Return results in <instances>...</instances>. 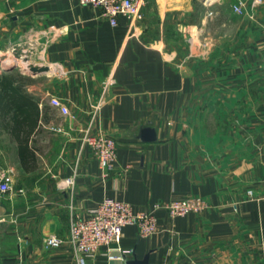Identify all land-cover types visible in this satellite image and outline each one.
Wrapping results in <instances>:
<instances>
[{
	"label": "crops",
	"instance_id": "obj_1",
	"mask_svg": "<svg viewBox=\"0 0 264 264\" xmlns=\"http://www.w3.org/2000/svg\"><path fill=\"white\" fill-rule=\"evenodd\" d=\"M238 2L147 0L133 33L126 17L113 25L81 0H0L14 42L35 40L50 68L25 85L43 110L34 165L0 125V170L14 186L0 194V264H79L70 244L45 239L67 236L105 196L153 209L158 231L127 225L88 264H264V3L244 0L240 14ZM110 79L92 125L118 143L104 176L82 136ZM194 196L199 213L155 208Z\"/></svg>",
	"mask_w": 264,
	"mask_h": 264
},
{
	"label": "built area",
	"instance_id": "obj_2",
	"mask_svg": "<svg viewBox=\"0 0 264 264\" xmlns=\"http://www.w3.org/2000/svg\"><path fill=\"white\" fill-rule=\"evenodd\" d=\"M147 0H81L83 4L91 5L100 11L103 18L109 19L113 25L118 24V17L127 18L129 27L135 33V28L139 21L143 19V7ZM206 5H212L218 0H203ZM264 0H252V4L259 5ZM233 9L244 14L246 5L244 0H239L233 5ZM211 14L212 11H209ZM112 81L107 80L104 84L100 99L91 105V120L86 129L83 130L82 142L88 146L96 157L103 175L107 176L113 170L117 157V140L102 132H93L94 124L100 109L105 102V93ZM50 104L59 109L61 114L74 117L66 102L58 96H50ZM64 131L62 127L55 128ZM73 183L74 180L70 179ZM14 186L6 171L0 170V194L12 192ZM20 191H24L21 189ZM253 194V190H249ZM163 207L168 210L172 217L186 216L201 212L206 203L201 197H177L163 204H156L155 208ZM130 224H136L139 233L143 237H149L158 231V223L154 211H135L132 205L117 197L105 196L90 210L85 217H74L71 221L70 231L67 236L51 234L46 237L47 247L59 248L70 244L74 250L79 264H88V260L95 257L97 252L104 246L110 247L112 244L120 243L123 236V229ZM121 249V248H120ZM128 253L127 250H121ZM110 254V258H116Z\"/></svg>",
	"mask_w": 264,
	"mask_h": 264
},
{
	"label": "trees",
	"instance_id": "obj_3",
	"mask_svg": "<svg viewBox=\"0 0 264 264\" xmlns=\"http://www.w3.org/2000/svg\"><path fill=\"white\" fill-rule=\"evenodd\" d=\"M33 79L14 69L0 73V125L17 142L23 164H35L31 142L40 125L43 110L39 99L25 85Z\"/></svg>",
	"mask_w": 264,
	"mask_h": 264
},
{
	"label": "rangeland",
	"instance_id": "obj_4",
	"mask_svg": "<svg viewBox=\"0 0 264 264\" xmlns=\"http://www.w3.org/2000/svg\"><path fill=\"white\" fill-rule=\"evenodd\" d=\"M11 21L8 18L7 20H0V73L6 71V67L15 66L13 69L17 72H21L23 74L27 75H34L30 73V69L32 67H48L45 64L43 60V54L42 51H40L41 47L40 44L37 45V42L34 40V47L31 49V47L27 46L25 48L26 43H32L30 39L26 37H21V40H18L17 42H14V34L10 33L13 32L11 29L12 27ZM188 33V32H187ZM196 34L195 38V48H198L199 43L201 44V33L200 32H193V34ZM25 36V35H23ZM193 36V35H192ZM193 40V37L189 41ZM206 42V41H204ZM3 57V58H2ZM2 58V59H1ZM5 58H12L11 64H6L3 62ZM50 68L48 67V71ZM45 74V73H44ZM40 75V74H39ZM40 79L44 80L46 77H39Z\"/></svg>",
	"mask_w": 264,
	"mask_h": 264
},
{
	"label": "water",
	"instance_id": "obj_5",
	"mask_svg": "<svg viewBox=\"0 0 264 264\" xmlns=\"http://www.w3.org/2000/svg\"><path fill=\"white\" fill-rule=\"evenodd\" d=\"M15 66H11V67H6L5 69L9 70V69H13ZM30 73L34 74V75H38V74H44L46 72H48V67H32L30 70ZM153 138V136L151 137Z\"/></svg>",
	"mask_w": 264,
	"mask_h": 264
},
{
	"label": "bare ground",
	"instance_id": "obj_6",
	"mask_svg": "<svg viewBox=\"0 0 264 264\" xmlns=\"http://www.w3.org/2000/svg\"><path fill=\"white\" fill-rule=\"evenodd\" d=\"M2 58H3V57H2ZM2 58H1V59H2ZM12 61H13L12 58H5V59L3 60V62L6 63V64H11Z\"/></svg>",
	"mask_w": 264,
	"mask_h": 264
}]
</instances>
